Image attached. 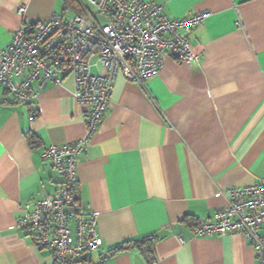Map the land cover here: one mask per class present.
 Returning a JSON list of instances; mask_svg holds the SVG:
<instances>
[{
	"label": "crops",
	"instance_id": "crops-1",
	"mask_svg": "<svg viewBox=\"0 0 264 264\" xmlns=\"http://www.w3.org/2000/svg\"><path fill=\"white\" fill-rule=\"evenodd\" d=\"M144 1L170 20L210 15L188 35L199 63L166 54L144 86L117 76L102 125L78 158L71 211L96 217L94 259L104 264H261L245 236L194 230L226 207L222 192L264 181V0ZM73 2L0 0V52L25 25L82 13ZM60 76L61 85L42 83L29 106L0 87V264L53 263L17 223L21 207L61 192L43 151L86 135L89 108L75 99L73 77ZM147 237L157 240L149 259L137 249L111 254Z\"/></svg>",
	"mask_w": 264,
	"mask_h": 264
},
{
	"label": "built area",
	"instance_id": "built-area-1",
	"mask_svg": "<svg viewBox=\"0 0 264 264\" xmlns=\"http://www.w3.org/2000/svg\"><path fill=\"white\" fill-rule=\"evenodd\" d=\"M76 1L82 13L57 14L14 33L11 45L0 52V87L18 104L29 106L39 99L45 81L61 85V74L73 77L75 99L89 108L86 135L43 151L42 159L63 180L61 192L21 207L17 225L29 233L36 249L52 253V264H104L94 259L102 247L96 217L71 211L78 207V158L102 125L117 76L144 86L161 71L166 54L187 65L198 64L188 35L210 15L170 20L161 6L144 0ZM222 195L226 207L217 211L214 221L197 227L195 236L241 234L264 264V181L232 187Z\"/></svg>",
	"mask_w": 264,
	"mask_h": 264
},
{
	"label": "trees",
	"instance_id": "trees-1",
	"mask_svg": "<svg viewBox=\"0 0 264 264\" xmlns=\"http://www.w3.org/2000/svg\"><path fill=\"white\" fill-rule=\"evenodd\" d=\"M64 1L66 5L74 4L73 0H64ZM30 140L33 143L35 141L33 137ZM156 242L157 240L155 239V237H147L141 240L126 241L122 245H118L115 248H113L111 250V254H119L124 251L137 249L145 256V258L149 259L153 256L154 247H155Z\"/></svg>",
	"mask_w": 264,
	"mask_h": 264
}]
</instances>
